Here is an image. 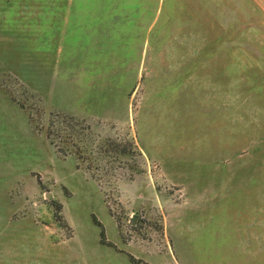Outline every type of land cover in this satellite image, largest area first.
<instances>
[{"label":"rangeland","instance_id":"rangeland-1","mask_svg":"<svg viewBox=\"0 0 264 264\" xmlns=\"http://www.w3.org/2000/svg\"><path fill=\"white\" fill-rule=\"evenodd\" d=\"M0 264H264V0H0Z\"/></svg>","mask_w":264,"mask_h":264},{"label":"trees","instance_id":"trees-1","mask_svg":"<svg viewBox=\"0 0 264 264\" xmlns=\"http://www.w3.org/2000/svg\"><path fill=\"white\" fill-rule=\"evenodd\" d=\"M47 137H49L50 138V132L49 131H47ZM50 141L52 142L53 141V138H52V136H51V138H50ZM57 146H58V148L59 149H61L62 150V147L60 146V144L58 145V143H57ZM101 238H103V231L101 232Z\"/></svg>","mask_w":264,"mask_h":264}]
</instances>
